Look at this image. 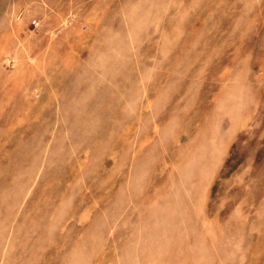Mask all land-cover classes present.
<instances>
[{"label":"rangeland","instance_id":"1","mask_svg":"<svg viewBox=\"0 0 264 264\" xmlns=\"http://www.w3.org/2000/svg\"><path fill=\"white\" fill-rule=\"evenodd\" d=\"M0 264H264V0H0Z\"/></svg>","mask_w":264,"mask_h":264}]
</instances>
